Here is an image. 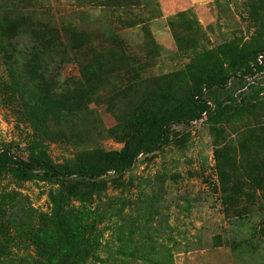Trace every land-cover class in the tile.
<instances>
[{
  "label": "rangeland",
  "instance_id": "1",
  "mask_svg": "<svg viewBox=\"0 0 264 264\" xmlns=\"http://www.w3.org/2000/svg\"><path fill=\"white\" fill-rule=\"evenodd\" d=\"M139 1L130 20L142 22L125 28V20H118L100 6L79 7L75 0H39L36 11L58 29L69 55V61L44 65L48 82L76 80L79 65L75 58L108 51L109 61L110 55L125 57L127 70L120 74L117 86L129 84L135 73L139 78L152 79L151 87L160 86L167 83L163 77L192 64L203 52H213L209 60L217 64L237 50L264 45V0ZM115 13L125 17L122 10ZM84 35L90 45L72 49L77 37ZM108 39L114 42L110 48ZM19 44L25 45V41L19 40ZM4 71L0 65V74ZM247 83L264 89V74L246 83L233 78L228 91L238 99L249 93ZM259 100L263 104L256 119L231 120L226 127L231 151L236 137L242 138L247 128H264V90ZM89 108L83 122L74 119L33 126L19 108H7L0 102V148L25 160L47 157L56 164H74L93 149L120 150L123 144L110 133L121 122L119 115L101 102ZM172 131L177 138L169 146L139 158L121 177L107 175L90 189L95 191L87 200L64 204L78 222L94 226L98 232V237H90L99 250L91 251L84 264H151L154 260L162 264H264V203L259 199L263 194L255 195L249 189L252 180L248 176L240 179L246 185L235 184L238 174L232 176L231 167L216 162V147L205 119ZM238 186L243 189L241 205L235 215L227 214L222 199L236 197L231 191ZM54 194L57 198L70 197L54 183L20 181L13 173L3 172L0 197L9 195L11 200L3 206L1 227L30 209L50 216ZM7 232L1 230V244L16 258H37L31 242L13 230L9 235ZM23 245L28 249L21 248ZM133 247L136 252H127ZM123 250L126 252L121 255ZM56 254L61 258L52 263L68 264L72 260Z\"/></svg>",
  "mask_w": 264,
  "mask_h": 264
},
{
  "label": "trees",
  "instance_id": "2",
  "mask_svg": "<svg viewBox=\"0 0 264 264\" xmlns=\"http://www.w3.org/2000/svg\"><path fill=\"white\" fill-rule=\"evenodd\" d=\"M38 1L0 0V65L5 70L0 74V102L7 108H19L23 112L21 115L33 126L74 119L83 122L91 104L105 103L108 111L116 112L121 118L110 133L123 147L114 151L93 149L74 164H56L47 157L37 156L25 160L9 149L0 148V176L9 172L20 181L51 182L70 194L66 198H57L54 194L50 216L33 213L30 209L25 214H16L13 220H6L8 225L4 227L1 223L0 232L7 229L9 235L13 230L31 242L37 258H16L0 239V264H66L52 263L61 258L56 253L70 257L72 260L68 264H84L91 251L99 250L96 240L90 237V234L98 237V232L94 226L78 222L75 213L65 210L64 204L70 200H87L90 192L95 191L90 189L104 177L110 174L123 176L139 158H146L169 146L177 138V133L172 131L174 127L189 126L204 115L216 147V162L231 167L232 176L238 174L239 178H234L235 184L246 185L240 179L251 178L249 189L255 195L261 192L263 195L259 199L264 203V128H247L242 138L236 137L232 151L229 148L232 141L228 142L225 133L231 120L250 122L259 115L256 113L263 104L259 94L264 89L247 83L249 93L237 99L228 88L233 78L246 83L247 79L264 74V45L237 50L231 56L227 55L225 62L217 64L209 60L213 52H199L200 57L191 62L196 67L190 64L169 73L162 78L167 83L153 87L150 86L152 79L139 78L137 73L133 74L129 84L117 86L118 78H122L120 74L127 70L123 65L125 57L110 55L109 61L106 57L108 51L105 54L93 52L75 58L79 65L76 80L51 84L45 76L44 65L49 61H69V55L64 50L67 46L58 29L36 11ZM75 1L79 7L95 5L107 9L118 20H125L122 23L125 28L142 22L130 20L134 18L132 9L139 5V0ZM117 10H122L125 17L115 13ZM180 16L184 17L183 14ZM19 40H24L25 45L19 44ZM106 42L108 48L114 43L110 39ZM82 45H90L85 35L77 37L72 49ZM117 88L120 89L110 92ZM228 179L225 177L224 180ZM231 192L236 197L226 196L222 203L227 214L235 215L241 205L242 186L233 187ZM9 200V195L0 197V217L5 215L3 206ZM250 203L253 206L255 200ZM25 247L28 249L26 245L21 248ZM126 250L121 251V255ZM136 250L133 247L127 252ZM151 264L162 263L154 260Z\"/></svg>",
  "mask_w": 264,
  "mask_h": 264
},
{
  "label": "built area",
  "instance_id": "3",
  "mask_svg": "<svg viewBox=\"0 0 264 264\" xmlns=\"http://www.w3.org/2000/svg\"><path fill=\"white\" fill-rule=\"evenodd\" d=\"M258 62L261 63V57L258 58ZM205 119L206 120V116L204 115L203 118L201 120ZM200 121V120H199ZM195 123V122H194Z\"/></svg>",
  "mask_w": 264,
  "mask_h": 264
},
{
  "label": "clouds",
  "instance_id": "4",
  "mask_svg": "<svg viewBox=\"0 0 264 264\" xmlns=\"http://www.w3.org/2000/svg\"><path fill=\"white\" fill-rule=\"evenodd\" d=\"M197 122V121H196Z\"/></svg>",
  "mask_w": 264,
  "mask_h": 264
}]
</instances>
